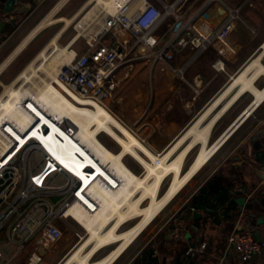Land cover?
<instances>
[{
    "label": "bare ground",
    "instance_id": "1",
    "mask_svg": "<svg viewBox=\"0 0 264 264\" xmlns=\"http://www.w3.org/2000/svg\"><path fill=\"white\" fill-rule=\"evenodd\" d=\"M104 2L109 7L115 6V0ZM52 12L42 18L7 55L0 63V71L39 28L62 19L61 16L52 17ZM63 19L64 26H67L72 18L65 16ZM60 31L5 84L0 92V123H13L16 128L7 126L8 131L14 139L23 141V135H19L16 129L29 130V121L34 116L40 122H46L49 133L31 129L28 139L39 138L53 157L80 180L79 198L68 205L65 215L81 225L85 235L57 264H109L149 225L231 131L264 99V83L260 86L256 84V80L264 76V41L260 50L231 75L178 137L163 152H158L150 150L130 126L105 104L102 93L95 99L80 97L60 84L55 74L57 65L68 63L76 51L71 46L75 38L65 44L57 41ZM48 45L51 49L45 51ZM36 59L40 61L35 63ZM16 81L19 83L14 85ZM245 92H249L251 98L239 115L209 141L216 120ZM22 98L29 100L26 106L24 102L18 103ZM245 109L248 111L246 115L242 113ZM63 120L67 122L71 134L58 126ZM100 133L110 137L117 149L113 150L105 144L99 137ZM3 141L8 144V141ZM195 142L199 143L196 153L183 170L182 159ZM126 155L143 167L142 174L130 168L124 160ZM88 165H92V169L86 172ZM167 176L170 179L161 192V184ZM129 220L133 222L121 229V225ZM61 232L58 229L53 236L60 237ZM108 245L111 247L106 253L100 257L94 255Z\"/></svg>",
    "mask_w": 264,
    "mask_h": 264
},
{
    "label": "crops",
    "instance_id": "2",
    "mask_svg": "<svg viewBox=\"0 0 264 264\" xmlns=\"http://www.w3.org/2000/svg\"><path fill=\"white\" fill-rule=\"evenodd\" d=\"M58 1L16 0L13 12L1 15V19H6L7 22L4 30H0V63ZM92 1H70L66 11H70L69 15L73 14L67 17L72 18V21ZM251 1L253 2L227 0L230 5L239 6V18L235 20L234 28L228 35L235 52L225 62L224 73L237 69L248 61L260 50L264 41V10L260 7L262 4L256 0V7H249ZM204 2L205 0H185L181 5V20L172 25V19L166 18L159 26L158 33L161 38L157 45L163 46L169 41L171 44L175 43L174 33ZM57 11L62 17L59 20H64L58 29H61L57 35L58 41L60 34L68 26H64L63 19L65 2ZM205 12L217 22L224 17L226 11L224 7L212 4L205 6ZM11 15L21 16L16 26L7 20ZM75 41L74 39L71 46ZM138 51H142L141 46ZM171 52L173 55L168 58V62L174 65V71L171 73L165 67L159 68L156 70L154 81L151 82L153 107L164 105L166 110L171 108L183 112L190 111L201 93L220 81L223 71H217L213 76L215 70L212 60L216 51L210 46L197 53L191 47L172 48ZM262 60L264 62V55ZM239 112L233 118L237 117ZM263 156L264 99L242 119L203 163L204 175L200 183L184 199L176 202L170 211L156 222L153 229L140 235L141 231L109 264H264V252L242 260L227 250V237L237 225L257 231L264 239V216L260 207L250 206L251 195L261 182L264 172V164L260 161ZM204 186L205 193L210 195L211 203L208 205L202 202L199 206H192L190 201L199 195V190ZM238 197H244L243 204L236 201ZM195 210L199 213L197 216L193 214ZM67 237L68 234H65V242ZM56 238L53 236L48 240L44 239L42 234L36 235L20 257L23 259L41 248L43 252H40V260L36 264H50L52 260L48 258L52 247H55Z\"/></svg>",
    "mask_w": 264,
    "mask_h": 264
},
{
    "label": "built area",
    "instance_id": "3",
    "mask_svg": "<svg viewBox=\"0 0 264 264\" xmlns=\"http://www.w3.org/2000/svg\"><path fill=\"white\" fill-rule=\"evenodd\" d=\"M184 1L115 0V6L109 7L104 0H93L94 3L79 14L75 33L70 37L76 41L82 39L85 51L80 54L75 51L68 63L57 65L55 74L60 84L80 97L95 99L102 93L103 99L105 91L116 84L114 77L123 63L147 55L156 47L161 38L158 28L163 21L171 18L173 25L181 20ZM212 4L226 11L217 22L205 12V6ZM238 10L239 6H232L227 0H205L174 33L175 43L169 41L160 46L156 56L169 64L172 48L191 47L197 53L210 46L216 51L213 69L224 70L225 62L235 52L228 35L239 18ZM140 46L143 52L138 51ZM25 100L22 98L18 103L24 102L26 106L29 100ZM63 121L58 126L71 134L67 122ZM7 126L16 128L10 121L0 123V264H36L41 248L23 259L22 251L36 235L42 234L46 239L60 230L59 224L68 217L65 209L79 198L77 191L81 183L39 138L28 139L31 129L49 133L46 122L34 116L29 121V130L16 129L23 135V141L14 139ZM91 169L92 165L85 167L86 172ZM261 182H264V172ZM227 240V250L242 260L264 252V239L257 238L252 229L237 225Z\"/></svg>",
    "mask_w": 264,
    "mask_h": 264
},
{
    "label": "rangeland",
    "instance_id": "4",
    "mask_svg": "<svg viewBox=\"0 0 264 264\" xmlns=\"http://www.w3.org/2000/svg\"><path fill=\"white\" fill-rule=\"evenodd\" d=\"M72 0L65 1V16L69 15L66 9L68 4ZM261 3L262 9L264 10V0H256ZM260 1V2H259ZM252 2V1H251ZM94 3V2H93ZM92 3V4H93ZM249 7H256L255 0ZM259 6V5H258ZM258 8V7H257ZM263 12V11H262ZM46 16V15H45ZM44 16V17H45ZM60 13L57 11L52 12V17H59ZM80 15H76L75 18L68 24L65 30L60 34L58 42L65 44L70 37L75 33L74 25L78 21ZM43 17V18H44ZM64 20H55L46 24L40 28L27 42L24 48H21L10 62L0 71V92L4 89L5 84L9 83L12 77L17 74L23 66L31 60V58L46 45L48 40L58 31ZM163 31V30H162ZM107 38V37H106ZM161 46L156 45L151 51L147 52V55L137 56L130 61L127 60L123 63L116 75L114 81L116 84L105 91L103 101L105 104L118 115L127 125L130 126L131 131L152 151L163 152L183 131L188 122L195 117L201 109L212 100L217 94L222 85L227 81L229 76L235 72L236 69L228 71L222 74V78L217 83L207 87L201 95L197 98L196 104L190 111H178L169 108L166 110L164 105L153 107V93L151 82L156 77V70L165 67L171 73L174 71V65L170 63H164L159 59L156 54L158 48ZM72 47L80 54L84 52L85 47L82 39L77 40ZM51 45H48L45 51H49ZM139 54V52H138ZM40 60L36 59L35 63ZM213 61V60H212ZM176 72V71H175ZM217 71L213 74H216ZM177 73V72H176ZM178 75L182 76L180 73ZM178 77V76H176ZM19 81H16L14 85H17ZM264 83V76L259 77L256 80L258 86ZM251 94L249 92L243 93L214 123L210 134L209 141L213 140L215 136L233 119L235 114L239 112L246 103L250 100ZM99 137L107 144L111 149L116 150L117 145L110 137L104 133H100ZM197 144V145H196ZM199 143L195 144L190 148L189 152L182 159L181 166L183 170L187 168L191 160L193 159ZM166 147V148H165ZM125 162L130 168L138 174H142L144 169L129 155L124 157ZM203 164L194 175L186 182L178 193L167 203L165 208L161 210L156 217L147 225L142 232L146 233L148 230L155 227L156 222L164 217L165 213L170 211L171 207L181 199H184L202 180L204 175ZM170 176H167L162 184L160 191L162 192L166 187ZM133 221L129 220L121 225V229L127 227ZM59 228L62 231L60 237L55 242V247H52L48 260H52L50 264H57L64 255L72 248L75 243H78L80 237L85 235L84 228L79 225L71 217L65 218V222L59 224ZM65 234H68V240L65 242ZM66 243V244H65ZM111 245L100 248L94 255L100 257L108 251ZM94 257V258H96ZM58 260V261H57ZM48 264V263H46Z\"/></svg>",
    "mask_w": 264,
    "mask_h": 264
},
{
    "label": "water",
    "instance_id": "5",
    "mask_svg": "<svg viewBox=\"0 0 264 264\" xmlns=\"http://www.w3.org/2000/svg\"><path fill=\"white\" fill-rule=\"evenodd\" d=\"M15 1L16 0H0V30H4V28H5L4 26H5L6 22H7L6 19H1V15L2 14L3 15L4 14H7V13H12L13 12V5H14V2ZM65 1L66 0H59L57 2V4L53 7L54 9H51V10L56 12ZM50 11L48 12L49 14H50ZM48 13L46 15H48ZM20 19H21V16L20 15H11L7 20H8V22L11 23V25L16 26L17 23H18V21H20ZM39 23H40V21L37 24H39ZM240 67H241V65H240ZM240 67H238L235 70V72ZM235 72H233L231 75H233ZM231 75L229 76V78L231 77ZM228 79H227V81H228ZM244 112H245V115L248 113V111H246V109L242 113H244ZM231 124H234V122H232ZM237 124H235L234 127H236ZM234 127H232V129ZM260 161H261L262 164H264V156L260 158ZM244 200H245L244 197H238V198H236V201L239 204H243ZM250 200H251L250 206H253L254 207L255 205H257L258 207H260L261 213L264 216V182H260L259 185L255 188V190L253 191V194L251 195V199ZM193 214L195 216H197L199 213L195 210L193 212ZM254 235L257 238H261L260 235H259V233L257 231H254ZM40 252H43V249H41Z\"/></svg>",
    "mask_w": 264,
    "mask_h": 264
},
{
    "label": "trees",
    "instance_id": "6",
    "mask_svg": "<svg viewBox=\"0 0 264 264\" xmlns=\"http://www.w3.org/2000/svg\"><path fill=\"white\" fill-rule=\"evenodd\" d=\"M205 187H202L199 191V195L190 201V204H192V206H199L202 202L203 203H208V205L211 203L210 201V195L209 193H205Z\"/></svg>",
    "mask_w": 264,
    "mask_h": 264
}]
</instances>
